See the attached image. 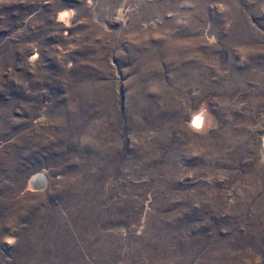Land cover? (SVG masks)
<instances>
[{
	"label": "rangeland",
	"instance_id": "rangeland-1",
	"mask_svg": "<svg viewBox=\"0 0 264 264\" xmlns=\"http://www.w3.org/2000/svg\"><path fill=\"white\" fill-rule=\"evenodd\" d=\"M0 264H264V0H0Z\"/></svg>",
	"mask_w": 264,
	"mask_h": 264
},
{
	"label": "bare ground",
	"instance_id": "bare-ground-1",
	"mask_svg": "<svg viewBox=\"0 0 264 264\" xmlns=\"http://www.w3.org/2000/svg\"><path fill=\"white\" fill-rule=\"evenodd\" d=\"M201 120L202 119H200V117L199 116H195L194 118H193V120H192V122L190 123L191 124V127H195V128H199V127H201ZM45 178V177H44ZM43 178V175L41 176V175H36V176H34L33 177V179H32V181H31V189H33V188H39L37 185H38V183H42V184H44L45 183V179ZM41 184V185H42ZM43 186H45V185H43Z\"/></svg>",
	"mask_w": 264,
	"mask_h": 264
}]
</instances>
